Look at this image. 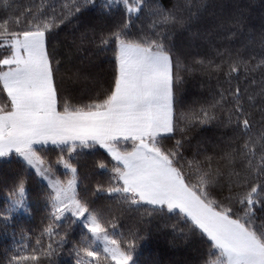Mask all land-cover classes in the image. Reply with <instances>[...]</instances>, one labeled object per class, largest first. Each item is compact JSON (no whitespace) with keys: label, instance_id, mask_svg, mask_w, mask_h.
<instances>
[{"label":"snow or ice","instance_id":"6c2138e0","mask_svg":"<svg viewBox=\"0 0 264 264\" xmlns=\"http://www.w3.org/2000/svg\"><path fill=\"white\" fill-rule=\"evenodd\" d=\"M247 7L0 0V158L19 164L0 177V228L30 215L32 201L43 207L38 232L21 229L24 244L13 233L0 264H58L68 243L75 264H136L145 214L173 241L199 245L184 264H264V22L252 28ZM73 23L79 34L61 52V27ZM184 33L238 46L189 64L174 42ZM105 53L110 71L94 72ZM194 70L216 84L210 99L184 105L182 72ZM206 125L226 131L193 144ZM125 216L134 225L117 231Z\"/></svg>","mask_w":264,"mask_h":264},{"label":"trees","instance_id":"16d2710c","mask_svg":"<svg viewBox=\"0 0 264 264\" xmlns=\"http://www.w3.org/2000/svg\"><path fill=\"white\" fill-rule=\"evenodd\" d=\"M99 2V0H98ZM164 3H168V0H162ZM174 3L175 0H172ZM213 5V11L219 12L221 8L225 11L230 10L234 5L245 6L247 5V13L250 21V26L254 29H259L262 22H264V0H210ZM17 5H25L28 0H14ZM3 12L0 11V16ZM148 20L142 18L140 21H136L135 27H146ZM203 31V27L200 29ZM195 31V29H194ZM79 33L76 31L75 23L69 24L67 27L62 26L59 37V46L61 52H69L72 48V42L74 36ZM175 44L182 53L183 57L188 59L186 63H191L192 59L206 58L214 59L219 62V57L216 55V51H223L224 47H236L238 45H230L223 39H214L210 45L208 41L200 38H195L189 33H184L175 38ZM80 56H87L88 53H80ZM110 53H105L94 57L95 68L94 72L101 73L110 71ZM73 63H77L74 59ZM87 64V60H85ZM183 82L179 88V95L183 100L184 105H193L194 102H203L211 98V92L216 84V75H209L206 72L194 70L190 73H183ZM86 83V82H85ZM85 84L76 85V88H82ZM198 107V105H195ZM226 130L218 128L214 125H206L197 130L193 144L196 139L202 140L205 143L215 141L221 138L222 133ZM48 148L53 146L49 145ZM85 153L91 150H84ZM102 151V150H101ZM97 155H99L97 153ZM92 156H85V161L90 167L92 163ZM19 170V164L17 161H11L6 163L5 158H0V177L7 176L9 181L11 177ZM99 178V177H97ZM6 192L0 185V205L5 202ZM32 203V212L30 215H19L9 225L7 232H4L0 228V261L5 260L6 255H10L12 249L15 247L13 242V233H15L16 241L20 244H24L25 241H20V231L24 229L26 231H37L41 227V217L43 215L42 201L40 205H37L34 201ZM135 223V216L121 217L118 222L117 231H126L132 227ZM141 229V236L143 237L138 241V247L134 258L136 264H184L185 261L198 260V252L196 249L199 245L185 244L179 237L175 241L172 239L171 228H165L160 221L144 215V223L136 225ZM159 229V230H158ZM81 234V228L79 225L73 226L70 230L69 241L79 239ZM170 246V247H169ZM71 247V243L65 245L64 249L59 253L56 258L58 264H75L74 255H70L68 249ZM7 250V252H6Z\"/></svg>","mask_w":264,"mask_h":264},{"label":"rangeland","instance_id":"374dc122","mask_svg":"<svg viewBox=\"0 0 264 264\" xmlns=\"http://www.w3.org/2000/svg\"><path fill=\"white\" fill-rule=\"evenodd\" d=\"M170 247V246H169Z\"/></svg>","mask_w":264,"mask_h":264}]
</instances>
